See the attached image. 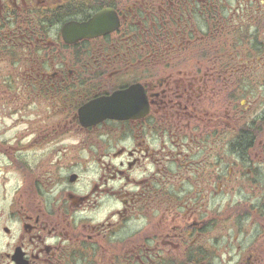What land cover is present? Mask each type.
<instances>
[{
	"label": "flooded vegetation",
	"instance_id": "flooded-vegetation-1",
	"mask_svg": "<svg viewBox=\"0 0 264 264\" xmlns=\"http://www.w3.org/2000/svg\"><path fill=\"white\" fill-rule=\"evenodd\" d=\"M5 121L0 264H264V0H0Z\"/></svg>",
	"mask_w": 264,
	"mask_h": 264
},
{
	"label": "rangeland",
	"instance_id": "rangeland-1",
	"mask_svg": "<svg viewBox=\"0 0 264 264\" xmlns=\"http://www.w3.org/2000/svg\"><path fill=\"white\" fill-rule=\"evenodd\" d=\"M10 123L8 121H5L4 123L0 122V129H3V127L6 125H9ZM22 126H17V129H20ZM17 129H13L12 132L10 133L11 137L15 136L13 134V132H15ZM17 153L16 152H13L12 153V156L14 157V160H18V161H21V158L18 157L16 155ZM39 157H40V154L39 152L36 153V155H32V154H29L27 156V161H28V164L31 166L29 167V169L32 170V168H34L33 166V162H34V159L35 161H39ZM7 163L6 160L0 158V166H2L4 168V172L0 174V192H4L5 193V189H6V192L7 191H14V189L20 185L19 184V181H20V174L16 172V168H12L10 169V167H7L5 164ZM40 171H35V173H39ZM33 173H34V170H33ZM40 175H37V178H39Z\"/></svg>",
	"mask_w": 264,
	"mask_h": 264
},
{
	"label": "water",
	"instance_id": "water-1",
	"mask_svg": "<svg viewBox=\"0 0 264 264\" xmlns=\"http://www.w3.org/2000/svg\"><path fill=\"white\" fill-rule=\"evenodd\" d=\"M104 29H107V28H104Z\"/></svg>",
	"mask_w": 264,
	"mask_h": 264
}]
</instances>
